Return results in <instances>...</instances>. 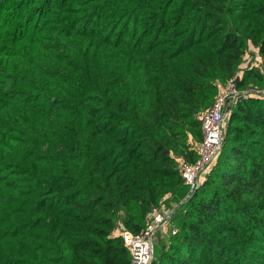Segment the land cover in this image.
Returning <instances> with one entry per match:
<instances>
[{"label":"trees","instance_id":"trees-1","mask_svg":"<svg viewBox=\"0 0 264 264\" xmlns=\"http://www.w3.org/2000/svg\"><path fill=\"white\" fill-rule=\"evenodd\" d=\"M257 55L264 0H0V264H130L117 230L184 194L189 135ZM229 121L153 264H264V97Z\"/></svg>","mask_w":264,"mask_h":264},{"label":"built area","instance_id":"built-area-1","mask_svg":"<svg viewBox=\"0 0 264 264\" xmlns=\"http://www.w3.org/2000/svg\"><path fill=\"white\" fill-rule=\"evenodd\" d=\"M262 58L257 55L253 64L257 66ZM236 76L230 78L226 83L223 92L215 98L213 104L200 116L202 138L194 148L196 159L185 161L181 157L179 162V172L182 182L185 185V192L178 202L168 210H160L152 207L146 214V223L137 233L127 229L120 232L123 243L130 253V264H150L153 257L154 242L156 234L160 231L166 233L168 229L171 234L176 233V229L171 228L173 214L176 208L188 201L199 188L200 176L205 169L213 165L222 148L223 132L226 114L230 111L229 105L233 104L235 98L242 96L246 98V93L239 91L236 86ZM257 93V92H256ZM256 97H264V93L255 94Z\"/></svg>","mask_w":264,"mask_h":264},{"label":"rangeland","instance_id":"rangeland-1","mask_svg":"<svg viewBox=\"0 0 264 264\" xmlns=\"http://www.w3.org/2000/svg\"><path fill=\"white\" fill-rule=\"evenodd\" d=\"M252 51L254 52V50H252ZM248 60L251 61V59L249 58V55L246 56V60L243 63V67L248 65ZM256 69L259 71V73L262 74L263 80L258 81L259 79L251 78L250 81H249L250 83H249L248 86L239 88V91L240 92H243V94L246 93L245 96L248 97V99L249 98H253V95H255V94L257 95L259 93H261V94L264 93V64H263V61L262 60L258 62ZM225 83L226 82L218 83V86H217V92H218V94L216 95V97L219 96L223 92L224 87H225ZM239 97L235 98V100L233 101V104L231 103V105H229L230 111L228 112V115L226 114V117H225L223 139H225L226 134H227V125L230 122L229 121V118H230L231 112H232L233 108L236 106V104H237V102L239 100ZM234 123H238V122L235 121ZM201 132H202V129H201ZM189 140H191V144L196 145L197 143L200 142L201 139L200 140H193L192 137H191V135H189ZM177 157H179V156H177ZM181 159L182 160H185V161H191V160H188L185 157H182ZM215 164L216 163H214L213 165H211L210 168L205 169L203 171V173L200 176L199 185H201L202 182H203V180L206 179V177L208 176V174L210 173L211 169L214 167ZM178 169H179V162H178ZM180 180H181L182 185H184L183 182H182V179H180ZM184 187H185V185H184ZM185 189H186V187H185ZM182 196H179V195H177L174 192H172V193L167 192V193H165V195L162 196V198L160 199L159 203L155 207L159 208L162 211L163 210H168L173 205H175L176 203L178 204V202L180 201V199L182 198ZM177 208H176V210H177ZM176 210H175V212L173 214L171 228H174V229L177 230V224H178V221H179V214L180 213L178 211H176ZM123 229H126V228L123 225H121L119 227V229L117 230V232L118 231L121 232ZM166 234L167 233H162L160 231L156 234V240L154 242L153 257H152V260H151V263L150 264H153L156 261V259L158 258L159 254L164 249L163 248L164 243L166 245L165 248L167 249L168 246L170 245L171 241L174 242L173 236L168 237Z\"/></svg>","mask_w":264,"mask_h":264}]
</instances>
